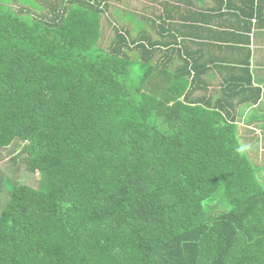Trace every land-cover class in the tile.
<instances>
[{
	"label": "trees",
	"instance_id": "obj_1",
	"mask_svg": "<svg viewBox=\"0 0 264 264\" xmlns=\"http://www.w3.org/2000/svg\"><path fill=\"white\" fill-rule=\"evenodd\" d=\"M40 2L0 0V162L11 148L38 175L0 168V264H264L254 148L221 101L193 97L211 61L182 15L195 0L123 13L136 33L107 47L105 0Z\"/></svg>",
	"mask_w": 264,
	"mask_h": 264
},
{
	"label": "crops",
	"instance_id": "obj_2",
	"mask_svg": "<svg viewBox=\"0 0 264 264\" xmlns=\"http://www.w3.org/2000/svg\"><path fill=\"white\" fill-rule=\"evenodd\" d=\"M239 1L235 3L242 7ZM257 1L259 12L250 17L245 8H227L225 0H195V7L182 4V15L192 17L195 33L202 34L194 35L195 44H204L205 57L211 59L197 65V72L204 74L193 96L221 101L235 113L238 135L251 148L264 147V0H254V5ZM192 49L201 50L198 45ZM259 170L264 171V165Z\"/></svg>",
	"mask_w": 264,
	"mask_h": 264
},
{
	"label": "rangeland",
	"instance_id": "obj_3",
	"mask_svg": "<svg viewBox=\"0 0 264 264\" xmlns=\"http://www.w3.org/2000/svg\"><path fill=\"white\" fill-rule=\"evenodd\" d=\"M28 0H21V3H25ZM53 0H45L47 3H51ZM108 4L106 9L107 13L102 15L101 20V37L99 39V44L103 47H107L110 40L113 37V29L115 27H125L130 30V33L133 35L136 33V30L133 29V22L126 16H122L123 13H131L136 16L137 19H140V16H154L158 14L161 10L160 0H105ZM22 3V4H23ZM39 4V3H38ZM40 5L44 6V0L40 2ZM144 28H147V25L144 23ZM194 97V96H193ZM240 126H242L239 121ZM259 134V132L257 133ZM13 149V147H12ZM16 151V150H14ZM11 148L5 149L3 152V160L0 162V168L3 172L9 175L14 182L16 183H25L31 186H36L38 181V175L31 174L25 170V164L17 160L15 161L12 157L14 152ZM254 154L251 155L253 162L264 165V147L257 146L254 148ZM259 165V166H260ZM259 174L263 176L261 178L264 180V171L258 170ZM3 202L6 200V193H3Z\"/></svg>",
	"mask_w": 264,
	"mask_h": 264
}]
</instances>
